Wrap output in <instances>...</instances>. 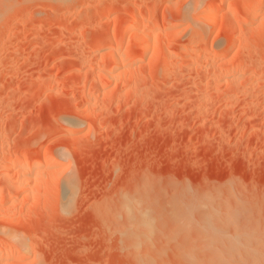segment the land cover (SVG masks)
<instances>
[{
    "label": "rangeland",
    "instance_id": "1",
    "mask_svg": "<svg viewBox=\"0 0 264 264\" xmlns=\"http://www.w3.org/2000/svg\"><path fill=\"white\" fill-rule=\"evenodd\" d=\"M263 75L264 0H0V264L260 262Z\"/></svg>",
    "mask_w": 264,
    "mask_h": 264
},
{
    "label": "bare ground",
    "instance_id": "2",
    "mask_svg": "<svg viewBox=\"0 0 264 264\" xmlns=\"http://www.w3.org/2000/svg\"><path fill=\"white\" fill-rule=\"evenodd\" d=\"M60 1V0H59ZM65 2H66V0H64ZM63 2V1H62ZM67 2H69V1H67ZM61 3V2H60ZM255 8H257V7H255V6H253V7H251L250 8V11H252L253 9H255ZM254 11V10H253ZM213 12V11H212ZM236 14L237 13H235V20H238V17H236ZM142 15V14H141ZM237 16H239V15H237ZM210 19V18H209ZM245 19H247V18H245ZM130 20H132V19H130ZM146 20L144 19V17L143 16H137L136 18H134L133 19V21L131 22V24L129 25V28L131 29V30H133V32L135 33V35H139V29H141L142 27H144V25H145V27H147L146 26V23L148 22V21H146ZM152 21L153 22H155V19L154 18H151L150 17V20H149V23H150V25H152L153 23H152ZM242 21V20H241ZM238 22L240 23V21L238 20ZM237 22V23H238ZM152 23V24H151ZM155 24V23H154ZM241 24V23H240ZM149 25V24H148ZM149 25V26H150ZM157 25V24H156ZM239 27H241V28H243V26H240L239 25ZM147 28H149V27H147ZM154 28V27H153ZM146 36H149V35H146ZM152 36V35H151ZM123 37H124V35H123ZM150 37V36H149ZM148 37H145V42L147 43L148 42ZM122 40V39H121ZM120 43V42H119ZM115 46V45H114ZM118 46V45H117ZM116 46V47H117ZM113 47V46H112ZM202 48V47H201ZM122 49V48H121ZM119 50H120V48H119ZM118 50V51H119ZM150 52V51H149ZM115 53V52H114ZM128 53V52H127ZM116 54H117V51H116ZM146 55V53H144V56ZM137 56V55H136ZM144 56L141 54V55H139V57L137 56V62H140V60L142 61L143 59H144ZM147 56V55H146ZM146 58V57H145ZM131 63V62H130ZM229 69V68H228ZM229 71V70H228ZM223 72V71H222ZM224 73V72H223ZM225 73H226V70H225ZM228 73V72H227ZM222 75V74H221ZM264 76V75H263ZM225 77V76H224ZM263 83V82H262ZM13 157V156H12ZM32 157V156H31ZM29 158L28 156H26V155H20V156H18L17 158H15L14 160H11V161H9V165H11L12 167H14V168H17V171H16V175L17 176H15V177H17V179H16V183H18V184H20L19 183V181H21V179H22V176H24V175H33L34 173L33 172H36L38 169H40V167H42L45 163V165L49 168H51V167H53V168H51V169H55L56 168V164H54V163H52V160H50V158H48L47 156L45 157V162L43 163V162H41V160H36V161H32V158ZM40 157V156H39ZM41 159H42V156L40 157ZM39 158V159H40ZM12 159V158H11ZM38 159V158H37ZM35 160V159H34ZM6 166L8 167V165L6 164ZM56 171V170H55ZM53 172V171H52ZM39 173V172H38ZM37 174V173H36ZM31 175V176H32ZM37 176V175H36ZM28 178V177H27ZM26 179V178H25ZM23 180V179H22ZM31 180V179H30ZM28 181V180H27ZM22 184V183H21ZM23 185V184H22ZM14 186V185H13ZM24 186H26L25 184H24ZM23 186V187H24ZM21 187V186H20ZM12 188V187H11ZM16 188H19V187H15V189ZM26 188H27V186H26ZM23 189H25V188H23ZM27 189H29V188H27ZM14 190V189H13ZM24 191V190H23ZM17 194H19L20 195V193H21V190H19V189H17ZM27 192V191H26ZM143 195V194H142ZM192 195V194H191ZM191 195H189V196H191ZM207 195V194H206ZM205 195V196H206ZM215 195V194H214ZM11 194H9V193H5L4 195H3V197L1 198V203L5 206V205H7L9 202H10V200H11ZM18 196V195H17ZM139 196V195H138ZM192 196H195V195H192ZM137 207V205L135 204V203H129L128 204V206H127V210H129V212H134L135 211V208ZM139 207V206H138ZM140 208V207H139ZM66 209V208H65ZM214 215V214H213ZM134 216V218H135V225H134V223H133V226L135 227V228H137V229H141L142 231V233L144 234L143 235V237L145 236V234H148V233H146V232H150V227L152 226V222H151V220L147 217V214L145 213V212H138V209H137V212L133 215ZM210 216V215H209ZM212 217V215L210 216V218ZM209 226H212L211 224H209ZM133 227V228H134ZM134 230L135 229H133V232H134ZM135 233V232H134ZM135 235H137V236H135ZM134 236L136 237V238H141L142 236V234L140 235V233L138 234L137 232H136V234H135ZM138 235H140V236H138ZM10 238V237H9ZM13 240L14 241V239L13 238H10V240ZM12 242V241H11ZM10 242V243H11ZM23 242V241H22ZM13 243V242H12ZM14 244V243H13ZM6 245V244H5ZM4 249H6L5 248V246L3 247L2 245H1V247H0V261L1 260H3V259H5V258H7V259H10V260H12L13 262H16V263H19V258H9L10 256L7 254V253H9V252H6ZM9 250V249H8ZM9 256V257H8ZM263 260V261H262ZM260 262H258V260L256 261V262H254V263H236V262H234V261H228V260H219V261H215V262H212L211 264H264V258L263 259H261V260H259ZM148 263H151V264H153L152 263V261L151 262H148ZM144 264H147V262H144ZM197 264H199V263H197Z\"/></svg>",
    "mask_w": 264,
    "mask_h": 264
}]
</instances>
